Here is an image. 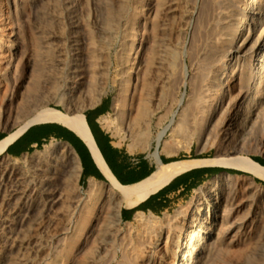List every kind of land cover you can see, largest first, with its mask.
Masks as SVG:
<instances>
[{"label":"rangeland","instance_id":"rangeland-1","mask_svg":"<svg viewBox=\"0 0 264 264\" xmlns=\"http://www.w3.org/2000/svg\"><path fill=\"white\" fill-rule=\"evenodd\" d=\"M171 2L176 3L177 11L174 12L175 15L167 16L165 7ZM200 6L199 0H16L14 8L10 7L9 12L11 25H16L19 29V48L12 51L18 63L10 68L0 67V130H20L43 107L72 113L74 106H83L86 110L91 108L90 105L97 98L99 100L102 96H107L111 100V111L104 116L106 122L101 121V125L112 136L125 141L129 151L158 156L162 145L170 144L180 148L193 134L192 117L198 115L195 112H199L201 106L198 94L201 85L193 81L195 73L203 70V64L196 59L198 41L196 31H193L196 30V15L199 16ZM149 9L153 10L152 25H142ZM181 9L188 12L186 16H190L184 18ZM140 13L145 15L141 16ZM180 17H183L184 25ZM1 18L0 16V22ZM134 18L141 23L138 29H142L144 37L150 38L154 45L165 42L168 49L163 67H150L144 82L132 84L125 80L126 49L123 43ZM180 26L183 30L179 32L176 29ZM1 35L0 31V38ZM183 60L186 61L185 77L190 80L185 83H182ZM74 74L80 76L79 81L82 83L77 93L70 94L64 90V85ZM5 76L8 79H3ZM122 97L129 104L128 111L131 113L128 130L125 129V115L120 118L123 124L116 120L121 113L117 101ZM192 106L194 107L191 109ZM136 109L141 112L137 119L134 118ZM180 121L183 126H179ZM147 123L150 124L149 132L145 129ZM165 126L169 128L159 138L161 129ZM189 131L191 132L188 133ZM252 131L247 136L246 149L256 153L248 157L264 159V127L258 124ZM195 140L190 146L195 147L196 152L206 159L220 154L221 150L216 144L205 143L204 138ZM52 144L62 150L50 159L46 157L45 150L19 160L0 159V176L4 174L2 190L0 189V215L6 214L7 209H16L20 216L11 228L12 233L9 229L3 230L0 227V264H149L147 251L153 240L152 233L149 235L146 227L136 223V220L130 223L119 221L116 224L113 209L117 197L109 198V186L105 184L98 186L102 190L98 200L91 199L89 204L94 209H102L103 215H106L103 228L111 226V243L105 250H99L97 242L101 235L81 237L80 240H75L77 243L72 249L73 256H64L67 243L71 240L70 231L75 227L77 218V214H72V209H83L88 190L80 188L76 178L70 177L67 156L69 149L66 150L60 144ZM47 159L52 164L57 162L58 170L53 174L36 176L34 183L22 184L21 192L8 204L14 174L42 168ZM222 169L221 172H238L228 173L232 176L234 185H231L232 190L231 186L223 187L220 195L221 201L228 191L232 197L228 205L232 213L226 220V224L232 226L228 230L222 229V232L233 234L237 229L238 232L232 239H221L217 241L220 243L212 246L213 249H208L204 264H264V182L237 170ZM251 179L254 185L250 184ZM256 179L261 183L255 182ZM202 189L206 190L205 187ZM117 192L121 193V190L118 189ZM192 199L179 209L187 206ZM178 210L155 217L162 225L168 220L171 224ZM213 215L219 220V208ZM165 229L171 235V228ZM164 240L156 247L150 264H167L165 262L169 246L168 240ZM215 240L217 239L211 238L209 244Z\"/></svg>","mask_w":264,"mask_h":264},{"label":"bare ground","instance_id":"bare-ground-1","mask_svg":"<svg viewBox=\"0 0 264 264\" xmlns=\"http://www.w3.org/2000/svg\"><path fill=\"white\" fill-rule=\"evenodd\" d=\"M200 1L201 6L199 7V16L196 15V18L198 17V19H196V30L193 31H196V41H198V45L196 44L197 50L195 49L197 51L196 59L203 64V70L202 72L197 71L193 78L194 80L191 79L201 85L200 92L198 93L201 99V106L198 109L199 112H195L198 115H193V117L190 115L194 125L192 131L193 134L191 137L189 136V140L185 142L184 145H181L180 148H188L192 142L195 143V138L198 141L201 138H204L205 143L209 142L211 145L216 144L221 150L217 157L210 159L178 160L168 164H161L156 171L143 182L135 186L119 187L108 172L92 142L83 117V106H74V111L72 113H64L55 108L43 107L33 118H30L20 130L12 133L9 138L5 139L1 145L7 144L29 125L35 123L56 122L73 131L87 145L96 164L103 171L107 177L106 179L109 180V198L117 197L115 198V208L113 209L116 224H119L120 221L119 208L122 204H130L142 200L148 194L169 181L172 177L193 168L209 166L229 168L246 173L252 178H257L264 182V167L248 157L249 155H254L256 152L246 149L249 132L255 130L258 124H262V127H264V0H199V2ZM15 4L16 0H0V16L2 17L0 22V31L2 33V37L0 38V67L4 66L10 68L11 66H16L18 63L12 51L19 48V42L17 40L19 29L18 26L11 25L12 21L9 12V8H14ZM184 7L185 6H182V8ZM165 8V14H167V16L175 15L174 12L177 11L175 2L168 3ZM151 9H149V13L147 14L146 19L144 18L145 20L142 25H146L147 23L152 25L153 10L151 11ZM134 13L136 12L134 11ZM187 13L188 12L183 10L184 18L190 16H186ZM141 14L142 13H140V15ZM182 18V22H180L183 24L184 21ZM147 20L149 21L147 22ZM138 21L134 18L130 27L128 26L129 30L124 36L123 43V47L126 49L124 54V62L127 69L125 80L128 83L132 82V84L139 81L144 82L147 79L150 67L155 69L163 67L162 65L165 64V55L168 49V45L165 42L154 45L151 43L150 38L144 37V32H141L142 29H138L139 26H141V23ZM163 25L165 26L166 23ZM176 30L180 32V30L183 29H181L180 26V28ZM7 42L9 43L7 44ZM182 54L183 53H181V55ZM246 58H249V60ZM185 62L186 61L183 60L181 63V70H183L184 74L182 77V83L190 81L185 77ZM188 68H190V66ZM191 75L193 76V74ZM3 79L8 78L5 76ZM79 79L80 76L74 74L64 85V90L68 91L70 94L79 91L78 89L81 88L80 86L82 83ZM232 83L234 84L232 85ZM136 89H138V86ZM123 98L124 97L117 101L118 106L121 108V113L118 114L116 120L118 123L123 124L120 118L122 119L125 115L126 120L124 124H126V126H124L125 129L128 130L131 113L128 111L129 104H127ZM97 102L98 98L95 103L90 105V107H94ZM193 107L194 106H192L191 109ZM194 109L196 110V108ZM192 112L194 113V110ZM139 116H141V112L136 109L134 118L137 119ZM261 118H263V120H261ZM101 121L105 123V117H102ZM183 125V122L180 121L179 126ZM168 128V126H165L161 129L162 131L159 138L165 135ZM145 129L149 132V123L145 125ZM188 130L190 129L188 128ZM190 132L191 131L188 133ZM59 151L60 148L52 144L46 146L45 155L50 159V157H54ZM67 156L69 159L70 177H72V179L77 178L79 170L77 157L72 150L67 151ZM6 167L7 166H5V168ZM57 170L58 163L55 162L52 164L51 161L47 159L42 168H35L27 173H13L15 175L14 184L8 193L7 203H12V199L21 192L20 187L22 184L34 183L36 176L40 174L44 176L47 174H53ZM3 176L1 178H3ZM232 184L234 185L232 176L224 174L215 175L205 187V191L202 188L199 190L196 189V196L194 198L192 197L193 199L187 206H184L183 208L181 207V209L176 212L174 221L171 222V224L168 223V220V224L165 222V224L162 225L163 223L161 222L162 224H160V221L152 214L146 216L143 213H137L133 220H136V223L145 226L148 230V234L150 235L152 233L151 237H153V240L151 241L152 243H150V250L147 251V261H149V264L153 261L156 247L164 239L165 242L168 240L169 246V249L167 248L169 250L167 253L169 260L167 259V262H165L167 264H204L207 259L206 253L209 251L208 249L213 245L220 243H217V241H220L221 239H232L238 232V229L233 234L222 232V229L223 231L224 229L228 230L232 226L231 224H226L227 218L230 216V213H232L230 206H228L230 205L232 198L231 193L229 191L226 192L223 201H221L220 197L222 189L225 187L229 188ZM250 184L254 185L252 179ZM118 189L121 190V193L117 192ZM101 191L102 190L98 185L92 184L88 189V195L84 202L83 209H72V214H77V218L75 220V227L70 231L71 240L67 243L66 249L64 250V256H70L72 254V249L77 243L75 240H80L81 237L83 239L86 237H92L95 234L101 235L97 242V248L99 250H105V248L111 243V236L113 234L110 232L111 226L105 229L103 228L106 224V215H103L102 209H94V207L92 208L91 204H89L91 199H97L100 197ZM218 208L221 217L219 220H216L213 214ZM18 217L20 216L16 209H7L6 214L2 216L0 215V227L3 230L9 229V232H11V228L14 226ZM224 225L226 226L224 227ZM165 228H171V235H168L169 231L167 232L168 229L166 230ZM164 229L166 231H164ZM211 238H216L217 240L213 241L210 245L209 241ZM201 254L202 256H200ZM71 256H73V254ZM65 260H67V257ZM57 263H59V261Z\"/></svg>","mask_w":264,"mask_h":264},{"label":"crops","instance_id":"crops-1","mask_svg":"<svg viewBox=\"0 0 264 264\" xmlns=\"http://www.w3.org/2000/svg\"><path fill=\"white\" fill-rule=\"evenodd\" d=\"M110 111L111 100L107 96H102L94 107H88L83 111V115L84 112L87 113L83 117L100 158L119 187L135 186L143 182L161 164L171 163L172 158L182 156L185 157L183 160H197L198 158L192 157L203 156L196 152L193 146L185 150L170 144L159 147L158 156L130 152L125 141L115 138L101 125V118ZM12 133L14 132L0 130V159L19 160L45 150L46 146L52 143L60 144L64 148H70L69 150L77 157L79 170L76 180L80 188L88 190L92 184L98 186L110 184L84 141L64 125L56 122L35 123L29 125L7 144L1 145ZM214 168L216 167L209 166L187 170L172 177L142 200L122 204L119 211L120 221L130 223L137 213L159 217L178 210L196 196L197 190L210 183L216 175Z\"/></svg>","mask_w":264,"mask_h":264},{"label":"trees","instance_id":"trees-1","mask_svg":"<svg viewBox=\"0 0 264 264\" xmlns=\"http://www.w3.org/2000/svg\"><path fill=\"white\" fill-rule=\"evenodd\" d=\"M87 113L86 112H84V115H86ZM192 158H198V159H200V158H206L205 156H197V157H192ZM254 162H256L257 164H261V166H263L264 167V159H261V158H258V157H250ZM183 159H185V157H182V156H179V157H176V158H172L170 161L171 162H173V161H178V160H183ZM214 170V172H215V174H218L219 172H221V171H223V169L222 168H214L213 169ZM224 172H227V173H230V172H233V173H238V172H235V171H226V170H224ZM242 174V173H241ZM255 182H257V183H261L259 180H255Z\"/></svg>","mask_w":264,"mask_h":264},{"label":"built area","instance_id":"built-area-1","mask_svg":"<svg viewBox=\"0 0 264 264\" xmlns=\"http://www.w3.org/2000/svg\"><path fill=\"white\" fill-rule=\"evenodd\" d=\"M2 182H3V179L0 178V189H1V186H2ZM20 188H22V186ZM20 191H21V189H20Z\"/></svg>","mask_w":264,"mask_h":264},{"label":"water","instance_id":"water-1","mask_svg":"<svg viewBox=\"0 0 264 264\" xmlns=\"http://www.w3.org/2000/svg\"><path fill=\"white\" fill-rule=\"evenodd\" d=\"M84 116V115H83ZM222 168V167H221ZM218 174H224V175H228V173L227 172H220V173H218ZM217 175V174H216Z\"/></svg>","mask_w":264,"mask_h":264},{"label":"flooded vegetation","instance_id":"flooded-vegetation-1","mask_svg":"<svg viewBox=\"0 0 264 264\" xmlns=\"http://www.w3.org/2000/svg\"><path fill=\"white\" fill-rule=\"evenodd\" d=\"M254 157V156H253Z\"/></svg>","mask_w":264,"mask_h":264}]
</instances>
